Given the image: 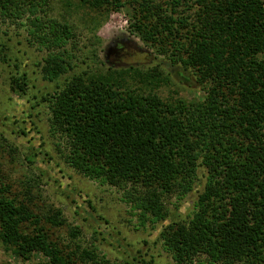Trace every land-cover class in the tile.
I'll return each instance as SVG.
<instances>
[{
    "label": "trees",
    "instance_id": "trees-1",
    "mask_svg": "<svg viewBox=\"0 0 264 264\" xmlns=\"http://www.w3.org/2000/svg\"><path fill=\"white\" fill-rule=\"evenodd\" d=\"M55 1L0 0V5L6 10L19 3L34 15ZM58 1L106 14L126 5L125 0ZM136 4L134 31L193 71L206 97L162 98L155 68L74 76L50 106L51 129L68 142L67 162L86 177L125 189L143 223L167 219L165 196L189 194L202 175L204 188L190 219L161 231L175 264H264V0ZM50 26L51 37L43 40L61 49L73 29L55 20ZM70 66L62 53L51 52L44 78L55 81ZM22 79L13 78L15 91L23 89ZM9 189L0 175V241L6 249L24 260L41 253L45 264L98 260L96 250L65 249L52 237L46 224L65 225L61 210L35 211Z\"/></svg>",
    "mask_w": 264,
    "mask_h": 264
},
{
    "label": "rangeland",
    "instance_id": "rangeland-1",
    "mask_svg": "<svg viewBox=\"0 0 264 264\" xmlns=\"http://www.w3.org/2000/svg\"><path fill=\"white\" fill-rule=\"evenodd\" d=\"M109 14L55 1L36 14L25 5H0V175L11 197L40 213L50 207L62 211L66 224L49 228L65 248L75 245L96 250L98 260L84 264H175L161 239L164 226L189 220L204 188V178L185 196L164 198L167 219L143 223L128 202L125 189L86 177L67 162V139L51 129V98L77 75L131 66L160 72L158 93L164 99L203 100L204 87L193 71H185L134 31L136 0ZM38 18V21H37ZM72 27L73 36L61 48L49 47L50 23ZM100 23V24H99ZM99 24V25H98ZM39 25V26H37ZM51 52L63 54L71 66L57 80L44 78ZM13 78H25L23 89L12 88ZM71 230L77 235L72 236ZM35 252L18 258L0 241V264H45Z\"/></svg>",
    "mask_w": 264,
    "mask_h": 264
}]
</instances>
